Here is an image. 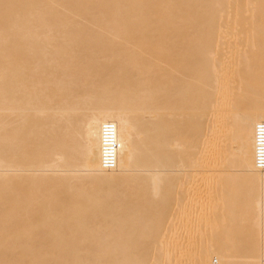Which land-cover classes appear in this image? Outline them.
<instances>
[{"label": "bare ground", "instance_id": "bare-ground-1", "mask_svg": "<svg viewBox=\"0 0 264 264\" xmlns=\"http://www.w3.org/2000/svg\"><path fill=\"white\" fill-rule=\"evenodd\" d=\"M262 122L264 0H0V264H264Z\"/></svg>", "mask_w": 264, "mask_h": 264}, {"label": "built area", "instance_id": "built-area-1", "mask_svg": "<svg viewBox=\"0 0 264 264\" xmlns=\"http://www.w3.org/2000/svg\"><path fill=\"white\" fill-rule=\"evenodd\" d=\"M113 125L104 127V146L103 167L107 170L114 169L117 165L116 150L118 144L115 141V130ZM255 165L259 170H264V122L258 124L256 128V150Z\"/></svg>", "mask_w": 264, "mask_h": 264}]
</instances>
